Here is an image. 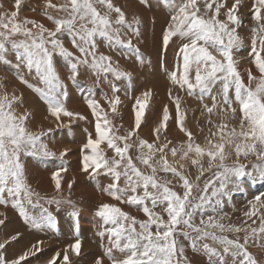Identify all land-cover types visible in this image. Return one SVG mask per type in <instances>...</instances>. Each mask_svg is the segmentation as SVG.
Listing matches in <instances>:
<instances>
[{"label":"snow or ice","instance_id":"snow-or-ice-1","mask_svg":"<svg viewBox=\"0 0 264 264\" xmlns=\"http://www.w3.org/2000/svg\"><path fill=\"white\" fill-rule=\"evenodd\" d=\"M140 2L148 4V0ZM23 3L14 0V10H8L0 2L4 9L0 11V64L11 65L8 56H14L17 78L39 93L54 118L55 130L70 129L76 120L88 119L66 106L69 85L61 77L56 56L68 63L67 81L78 84L84 68L110 91L104 95L107 109L91 89L84 97L95 117V137L88 134L81 147V171L97 185L98 176L110 177L111 182L101 190L118 202H103L96 210L102 229L98 235L107 236L108 243L93 264H106L105 258L107 264H194L189 249L204 254L208 264H264V194L248 201L239 224L231 223L223 211L230 185L239 189L246 176L264 181V0H251L250 4L245 0H165L170 12L162 32L163 50L167 51L170 42L176 44L175 69L169 79L187 96L211 101L203 103L200 113L210 125L203 145L185 125L183 98L173 95L171 89L168 95L175 114L164 105L152 142L138 134L152 98L150 89L135 98L131 128L122 134L123 124L114 123L122 103L121 86L127 93L133 77L113 55L101 52L99 45L106 42L110 50L115 47L142 58L138 44L133 43L141 36L138 14L129 18L113 0H43L39 14L51 23L49 27L37 19L22 18ZM242 28L250 31V43L238 31ZM64 36L69 37L71 49L65 46ZM242 60L253 65L256 74L251 67L242 74ZM213 116L220 122L215 123ZM33 119L23 93L9 91L6 78L0 77V206L4 209L0 225H5L10 207L26 225L43 231L56 222L44 203L58 209L62 204L72 205L73 217L78 210L62 195L42 197L29 182L23 157L61 161L51 177L57 193L62 190L61 173L68 171L64 157L69 149L58 154L49 147L44 138H51L54 128L33 131L29 127ZM170 119L186 140L173 144L166 136L162 139ZM191 166L197 169L194 178L188 171ZM206 172L214 179L201 186L198 182ZM74 183L68 182V189ZM118 204L142 212L144 218ZM109 224L110 229L104 227ZM22 236L16 231L0 240V264H31L30 257L40 259L38 254L44 251L40 240L18 255H9ZM253 248L259 250V256ZM81 249L82 241L77 238L44 264H80Z\"/></svg>","mask_w":264,"mask_h":264},{"label":"rangeland","instance_id":"rangeland-1","mask_svg":"<svg viewBox=\"0 0 264 264\" xmlns=\"http://www.w3.org/2000/svg\"><path fill=\"white\" fill-rule=\"evenodd\" d=\"M0 2H3L4 9L14 10V0H0ZM53 2H58V0H53ZM113 2L120 6L126 12V15H128L129 18H131L133 14H138L142 22L141 36L139 40L137 41L135 38L133 39V43L138 44L140 48L142 58L137 57L134 53L129 55L127 50H121L115 47L110 50L108 49L106 42L99 45L101 52L113 55V59L119 60L121 67L132 72L133 77L132 84L129 87L127 93H125L123 85L121 86L120 96L122 103L119 106V115L114 117V123H116L117 125L123 124V128L120 129L122 134L126 130L131 128L134 124L133 105L135 103V98L139 97L143 92L150 89L152 91V98L149 102V107L146 110L145 121L142 123L141 129L139 130L138 134L140 137L152 142L155 139L153 129L159 123L164 105H168V107H170L169 110H171L170 113L173 116L175 114L174 105L168 95L169 89H171L173 95L179 94L183 98L182 107L187 110L185 125L194 134L196 142L203 145L205 143V138L210 135L208 131L210 125L206 123V116H201L200 113L203 110V103L210 104L211 101L205 98V100L201 102L195 97L187 96L183 90H180L177 86L172 85L169 79V73L175 69L176 44L170 42L167 51H164L162 46V32L169 20L170 7L165 3V0H148V4H142L140 0H113ZM169 2L179 3V0H169ZM245 2L246 4H250L251 0H245ZM42 4L43 0H24V3L22 4L21 17L37 19L45 23L46 26L51 27V23L47 21L45 17L39 14ZM32 8H35L36 11H32ZM4 9H0V11H3ZM246 22L250 23V21ZM238 31L244 37L245 42L250 43V31L247 28H242ZM63 41L65 43V46L71 49L69 37L64 36ZM150 52L153 53V56ZM149 53L151 54L150 56ZM8 59L12 60L13 63L11 65L0 64V77L6 78L9 86V91H11L12 89H16L23 93L26 107L33 111L34 119L29 124V127L33 131L39 130L40 128L46 129L48 127H53L54 132L51 134V138H44L48 144H50L51 142L49 147L53 148L52 144L54 143L53 140H55V142L61 143L60 147H57L60 150L53 149L58 154L65 148L69 149L67 156L64 157V163L66 164L68 171L61 173V193L56 192L54 182L52 181H50L48 184H46L47 182H44V184H42V182L32 183L31 181L30 184L35 191L39 192L42 197H45L47 199H51L53 196L61 198V195L64 199H70L75 205V208L78 210V215L76 217H73V215L71 214L73 211L72 205L62 204L58 209L55 204L49 205L41 200V203H44V206L48 208L49 212H51L52 215L56 218V222L54 227L49 229L47 228L45 229L46 231H40L26 225L23 219L21 217V219L19 218L16 210L9 207L7 210V220L5 222V225H0V240H3L6 236L15 234L16 231H20L23 233V236L20 238V241H22V243L19 241L20 244H14V242L13 246L15 245V248L11 247L9 249V255L11 256L20 254L25 250L23 248L27 249L29 246H31V244L35 243L38 240L43 241L44 246L42 245V247L44 251L38 254L40 259L36 260L35 257H30L29 260L31 261V264H44V262L50 259L51 255H54L56 251H62L67 245L74 243L77 238H80L82 241L81 256L78 258L80 260V264H93V260L95 258L103 256L105 247L108 243V239L107 236L103 238L98 235L99 231L102 230L99 224V218L95 215L98 206L83 202L86 197L82 198L84 196L73 194L72 191L74 188H78L76 187L77 181L91 180L87 174L83 173L82 171H78L75 173V170H77L78 167H81L80 150L81 147L87 142L88 134L91 133L93 137H95V129L93 126L95 117L92 116L91 110L88 107L85 110L81 108L72 109V106H69L68 103L69 101H71L72 103L80 105L82 101L85 100V95L89 94V90L91 89L95 94L96 99H98L100 103L107 109L108 105L105 102L104 95H110L109 88L103 83H98L92 73L84 68L81 69V74L77 78L79 82L78 84L74 85L70 81H67V75L70 73L68 63L63 57L56 56L55 62L61 69V77L63 79L66 78L65 80L69 85L68 95H70L73 99L70 100L69 97L66 100V106L69 110L71 108V111L80 112L81 114L87 116L88 119L86 121L76 120L75 122H73L70 129L65 128L55 130L54 118H52L48 114L47 106L40 98L39 93H36L33 89H29L26 85L20 83L19 79L16 76L14 56L12 54H9ZM248 67H251L253 73L256 74L255 67L248 63L247 60H242L240 64L242 74L246 75L244 69ZM30 82L35 83V81L32 80H30ZM33 108L35 109L33 110ZM41 109H43L42 112ZM62 119L65 120V123H67L68 118L65 117ZM212 119L215 123L220 122L219 119L215 116H213ZM231 123L236 124L237 122L233 121ZM201 128H203L204 131H201ZM164 136H166L168 140H171L173 144H177L186 140V136L184 135V133L180 132L174 119L169 120L166 132H162V139L164 138ZM73 152L75 154H73ZM131 154L133 155V157H135L136 150L132 149ZM109 155H111V152H109ZM169 158L171 159V157ZM23 159L26 162V166L28 167V175H30V173L34 169L30 168L35 167L43 168L49 171L52 176L53 172L57 171L61 166V161L55 158L23 157ZM249 159L250 161L252 160V158ZM228 163H231V160L228 161ZM141 167L143 168V166ZM188 171L189 173H191V178H194V176L198 174L195 166H191ZM210 173L211 172H206L204 176L201 177V180L198 182L201 186H203L205 181L214 179L213 176L209 175ZM161 175L164 174L162 173ZM167 178H171V176L169 175ZM97 179L99 181V186L101 187H106L111 182L110 177L106 175L98 176ZM250 179L252 178L247 176L244 177L242 182H245L247 186L242 185L241 187H239V189L233 188L230 185L229 187L231 188V191L224 197L223 211L228 214L231 223H241V221L244 219L242 214L247 209L248 201L254 199L256 195L264 194V188L260 186V181L251 182ZM73 180L75 181V183L73 184L74 188L68 189V182H71ZM262 184L264 185V183ZM46 186L51 187L46 188ZM176 190H180L179 185H177ZM125 206L130 211L131 209H134L128 205ZM3 210L4 209L2 208V206H0V211ZM35 211L38 212L39 209H36ZM135 211L136 214L132 211L131 214L137 216L138 218H144L142 212H138L136 209ZM104 227L110 229L112 225L109 224L105 225ZM25 233H30V236L26 235ZM227 235L231 236L232 234ZM185 243L190 245V241H185ZM209 243H211V241H209ZM13 251L15 252L13 253ZM251 251H253L254 255H260L258 249L253 248L251 249ZM190 252L191 251L189 249L188 254ZM190 254L197 261L196 264H208L207 257L204 254H197L192 252ZM74 259L77 258L74 257ZM105 262L107 264L106 258Z\"/></svg>","mask_w":264,"mask_h":264},{"label":"bare ground","instance_id":"bare-ground-1","mask_svg":"<svg viewBox=\"0 0 264 264\" xmlns=\"http://www.w3.org/2000/svg\"><path fill=\"white\" fill-rule=\"evenodd\" d=\"M154 14V13H153ZM146 17V16H145ZM155 25V24H154ZM153 25V26H154ZM148 36V35H147ZM154 42V41H153ZM159 44V43H158ZM158 44H156V45H158ZM144 47V46H143ZM148 47H150V46H148ZM154 48V47H153ZM104 51V50H103ZM106 52H107V50H106ZM151 53V52H150ZM149 53V56L152 54V56H153V53H151L150 54ZM109 54V53H108ZM146 54H147V51H146ZM123 56V55H122ZM122 58H124V57H122ZM121 58V59H122ZM149 58V57H148ZM121 61V60H120ZM124 61V60H123ZM155 62V61H154ZM151 68V67H150ZM66 79V78H65ZM160 88V87H159ZM82 91V90H81ZM80 94V93H79ZM85 96H88V94H86ZM97 96V95H96ZM100 96V95H99ZM70 97V100H73L72 98H71V96L70 95H68V97H67V99ZM77 98V97H76ZM165 98V97H164ZM166 100V99H165ZM191 101V100H190ZM85 102V100H83L82 101V103L80 104V105H77V104H75V103H72L71 101H69V103H68V105L69 106H72V109H76V108H81V109H83V110H85V109H87V105H86V102ZM154 103V102H153ZM161 106V105H160ZM170 108V107H169ZM35 108H33V110H34ZM71 108H70V110H72ZM42 110L43 109H41V112H42ZM171 111V110H170ZM161 112V111H160ZM44 113V112H43ZM47 113V112H46ZM46 115V114H45ZM133 115V114H132ZM129 121H130V119H129ZM64 122H65V120H64ZM131 123V122H130ZM89 124V123H88ZM94 126V125H93ZM74 128H76V127H74ZM145 128V127H144ZM79 129V128H78ZM71 134V133H70ZM73 134V133H72ZM66 135V134H65ZM62 136H63V134H62ZM68 136H69V134H68ZM76 136H77V134H76ZM71 137H72V135H71ZM68 138V137H67ZM60 140H63V139H60ZM71 140H72V138H71ZM54 141V143L52 144V149H55V150H60L59 148H57V147H60V145H61V143L60 142H55V140H53ZM66 141V140H65ZM50 144H51V142H50ZM49 144V145H50ZM76 151V150H75ZM74 151V152H75ZM73 152V154H75ZM78 158V157H77ZM80 158V157H79ZM80 160V159H79ZM70 163H71V161H70ZM69 163V164H70ZM77 163V162H76ZM79 164V163H78ZM72 165V164H71ZM41 166V165H40ZM72 167V166H71ZM34 168V169H33ZM27 169H28V167H27ZM30 169H33L32 170V172L30 173V175H29V181H30V183H31V181H32V183L33 182H35V183H37V182H42V184H44V182H47L46 184H48L50 181H52V176H51V174L49 173V171H47V170H45V169H43V168H35V167H32V168H30ZM78 171H81V167L79 168L78 167V169L77 170H75V173L76 172H78ZM80 173V172H79ZM78 173V174H79ZM84 180V179H83ZM53 182V181H52ZM52 184V183H51ZM37 185V184H36ZM77 186L76 187H78L77 189H75L74 188V186L72 187V188H74L73 189V191H72V193L73 194H78V195H82V196H84V197H82V198H85L86 197V199L85 200H83V202H85V203H89V204H92V205H96V206H99L101 203H103V202H109V203H114V204H116V203H118L117 201H115V200H113L110 196H108L105 192H103L101 189L103 188V187H101V186H99V185H97V183L95 182V181H91V180H89V181H86V180H84V181H81V180H79V181H77V184H76ZM38 186H39V184H38ZM45 186V185H44ZM47 187H51V186H46V188ZM48 190V189H47ZM40 191H42V190H40ZM44 191V190H43ZM82 200V199H81ZM118 206L119 207H121V208H123L125 211H129L130 213H131V211L132 212H135V214H136V211H135V209H131V211L130 210H128L127 208H126V206H125V204H118ZM139 212V211H138ZM20 218V217H19ZM21 219V218H20ZM56 219V218H55ZM9 226H11V225H9ZM1 227H3V226H1ZM7 229V228H6ZM49 229V228H48ZM8 231V230H7ZM9 231H12V230H9ZM15 231H16V228H15ZM32 231V230H31ZM46 231V230H45ZM29 232H30V230H29ZM34 232V231H33ZM32 232V233H33ZM28 233V232H27ZM27 233H25L26 235H28V236H30V233L29 234H27ZM35 233V232H34ZM37 233V232H36ZM104 238V237H103ZM21 240V239H20ZM19 240V241H20ZM21 243H22V241H20ZM19 243V242H18ZM18 243H14V244H18ZM24 243V242H23ZM27 243H28V241H27ZM20 244V243H19ZM29 245V244H28ZM47 245V244H46ZM15 246V245H14ZM13 246V247H14ZM24 246V245H23ZM44 246V245H43ZM20 247V246H19ZM26 247V246H25ZM30 247V246H29ZM15 248V247H14ZM23 249H25L26 250V248H23ZM15 251H13V253H14ZM12 253V254H13ZM16 253H18V252H16ZM20 253V252H19ZM191 253V252H190ZM188 254L189 255V257H190V259L194 262V264H196L197 263V261L194 259V257L191 255V254ZM16 255H18V254H16ZM15 256V255H14ZM52 256V255H51ZM37 260V259H36ZM198 260V259H197ZM34 264V263H33Z\"/></svg>","mask_w":264,"mask_h":264},{"label":"crops","instance_id":"crops-1","mask_svg":"<svg viewBox=\"0 0 264 264\" xmlns=\"http://www.w3.org/2000/svg\"><path fill=\"white\" fill-rule=\"evenodd\" d=\"M209 175L212 176V173H210ZM250 180H251V182H256V181L258 182V181H260V182H259V183H260V186L264 188V185L262 184V183H264V181H261V180H259V179H253V178L250 179ZM242 185L247 186L245 182H242V184H240V187H241Z\"/></svg>","mask_w":264,"mask_h":264}]
</instances>
